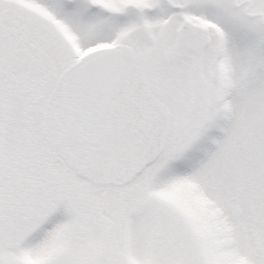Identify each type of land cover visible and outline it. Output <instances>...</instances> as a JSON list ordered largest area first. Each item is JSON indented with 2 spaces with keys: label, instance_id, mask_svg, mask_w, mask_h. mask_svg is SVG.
I'll list each match as a JSON object with an SVG mask.
<instances>
[{
  "label": "snow or ice",
  "instance_id": "6c2138e0",
  "mask_svg": "<svg viewBox=\"0 0 264 264\" xmlns=\"http://www.w3.org/2000/svg\"><path fill=\"white\" fill-rule=\"evenodd\" d=\"M0 264H264V0H0Z\"/></svg>",
  "mask_w": 264,
  "mask_h": 264
}]
</instances>
